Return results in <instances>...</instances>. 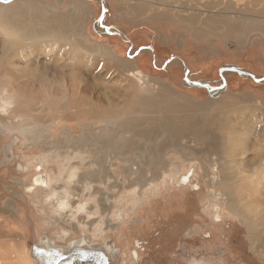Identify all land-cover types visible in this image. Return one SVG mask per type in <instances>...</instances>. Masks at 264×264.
I'll use <instances>...</instances> for the list:
<instances>
[{
  "label": "rangeland",
  "instance_id": "1",
  "mask_svg": "<svg viewBox=\"0 0 264 264\" xmlns=\"http://www.w3.org/2000/svg\"><path fill=\"white\" fill-rule=\"evenodd\" d=\"M124 1L5 2L12 5L18 3L23 10L26 9L25 13L21 12L23 17H17L28 24L37 25L39 21V25L50 26L52 22L51 27L55 28L54 36L56 35L53 39L60 45L56 42L55 46L51 44L54 49L46 43L43 47H32L27 51L28 57L14 58V66L9 70L5 71L3 68L6 67H0V78L3 72H8L7 76L13 88H17L20 95L24 93L22 97H26V101L19 106H23L18 110L19 114L16 113L21 115L18 120L20 127L10 128L13 127L10 124L12 120L7 117L0 121V149L3 144V147L9 146L19 138L17 145L14 144L11 167L0 166L1 249L15 243L30 252L34 241L31 231L33 223L35 239L38 240L47 233L57 245L66 246L83 238L84 234H89V239L101 246L109 241L115 242L122 255L121 260L114 264H191L193 258L202 259L207 264H264L262 197L255 199L258 209L261 210L257 217L251 218L236 208L238 195L243 200L253 197L250 189L239 179L240 185H235V192L230 195L231 206L237 212L222 211V207L215 202L219 210L216 211L220 214L219 219H215L212 210L206 207L212 202L208 196V178L205 177L204 166L198 158H191L192 160L187 162L180 154L169 151L165 157L170 163L175 162L172 163L173 175L167 178L164 175L160 184L142 187L144 192L139 195L140 199L131 200L134 197L129 193L138 189L136 186L134 190L131 189V181L138 176L139 170L143 173V178L144 175L149 178L151 171H154L155 162L153 159L147 160L149 166L146 170H143L142 165H135L139 162H133L128 172L126 168L129 163L121 162V157L114 158L115 153H111L107 158L114 177L107 181L106 188L103 189L105 194L112 193L109 202L113 206L110 215H113L105 214L104 219L100 220L88 210L91 204L92 207L95 206L94 202L98 199L93 197L92 203L87 206L82 197L88 198V191L74 192L77 198H72V202L77 204L75 209L79 211L78 217L90 216V220H96L98 230L100 223L104 229L111 227L103 237L98 238L90 235L81 223L75 229L77 221L71 219L73 214L70 210H67L65 215L68 216L63 218L61 223L58 220L56 225L54 222L47 224L48 219L58 218L55 201L42 195L38 189L31 192L27 189L33 186L36 168L40 167L42 173L51 175L55 180L60 175V160H63L65 167L72 164L86 167L94 158L92 144L85 143L86 137H91L99 143L110 134L116 135L112 132L107 135L109 124V129L117 128L120 145L126 140L125 157L133 160L145 146L152 148L156 143L163 145L167 142L172 149L170 145L175 143L176 139L184 146L211 151L212 157L216 158L217 152L211 148L209 141L201 144L202 142L196 140V135L200 133H204L206 137L213 136L209 139H212L213 143L217 141V146L227 155L229 123L235 120V117L239 118V111L236 116L238 109L242 111V108L245 110L249 107L246 114L251 116L248 126L253 135L250 137L244 166L240 169L246 170L249 175H258L261 195L264 193V0H230V3L229 0H197V3L192 1L190 6L196 5L204 11V16L207 15L200 17L199 21L185 20L183 16H188L191 12L176 15L175 10L170 5H163L162 0H141V3L137 0ZM151 4L155 7H151ZM219 14L222 15L218 17ZM64 22L71 23L77 34L61 35L58 30ZM58 39H62V42ZM65 39H69V42ZM3 42L0 35L1 59L5 58L2 56ZM82 45H85L86 49ZM64 46L70 48L64 49ZM104 46L111 51L110 54L103 50ZM73 48L78 52V57ZM101 51L107 56H102ZM130 62H135L137 67L135 66L133 71L135 75H129V78L127 75L132 67ZM1 64L2 60L0 66ZM125 76L128 78L125 79ZM129 81H133L136 87H132ZM64 84L67 85L66 88H62ZM45 98L53 99V102L58 104H49ZM148 102L156 104L152 106ZM155 105L157 110L153 108ZM51 108L55 109L52 111ZM101 111L105 112V120L107 117L114 118L108 125L97 123L94 121L96 119L92 120L89 127L82 125V122L90 120V117L103 115L98 113ZM26 117L29 118V123L37 124L44 133L38 144H31V140L21 131L35 128L31 124L28 128L23 127L27 122L21 119ZM237 122L243 124L245 120L239 118ZM180 124L182 126H179ZM6 128L14 130V133H8ZM48 130L55 131L56 134L50 136ZM176 134L180 135L181 139ZM71 136L77 137L76 140L80 142L78 145H84V148L74 152L73 149H62L65 144L68 145L67 139ZM147 136H152V143L144 140ZM254 136L261 138L256 140ZM138 137L144 138L140 140ZM52 140L60 142L54 144L56 148L52 147ZM220 140H223L221 145ZM111 151L108 150V153ZM115 152L118 153L117 150ZM60 153L64 155L61 156ZM41 154L49 157V160L43 162ZM146 154L147 151L143 150L139 161ZM30 157L36 158L33 164H30ZM68 157L75 158L68 163ZM53 158L59 160L53 161ZM37 159H41L43 163ZM228 161L229 163L221 165L220 169L221 172L232 175L231 179H227L228 183L232 184L236 181L235 161L231 162L229 158ZM18 164L29 170L21 169L17 173ZM93 169L89 171L92 172ZM186 174L190 176V183L183 185L181 177L183 179ZM65 178L59 181V186L65 185ZM14 180L22 181L23 187L21 185L20 190L23 191L26 204L4 192L3 182L8 184ZM115 182H123L121 188L110 189V185ZM56 185L53 183L50 188L54 189ZM93 185L101 186L97 183ZM76 187L83 189L81 185ZM228 190L231 191L229 187ZM56 200L60 201L58 198ZM85 203L83 213L78 207ZM88 220L87 218L86 221ZM63 232L67 233L64 239L61 238ZM135 252L138 259H135ZM1 256L0 260L8 257L2 254Z\"/></svg>",
  "mask_w": 264,
  "mask_h": 264
},
{
  "label": "bare ground",
  "instance_id": "2",
  "mask_svg": "<svg viewBox=\"0 0 264 264\" xmlns=\"http://www.w3.org/2000/svg\"><path fill=\"white\" fill-rule=\"evenodd\" d=\"M6 1L7 0H0V35L2 36V40L4 41L3 42L2 56H5V58L3 57V59L0 58V62L2 60V63H3V64H1L0 67L1 68L6 67V68H3V69H5V71L7 69L9 70L10 67H12L14 58H18V59L22 58V59H24L27 56V53H28L27 51H29L28 49H30L32 47H35V48L36 47H43L45 45V43L49 44V46H51V48H52V45L55 46L54 44L57 41L56 39H53L54 37H56V35L54 36L55 28L51 27L52 26V22H51L50 26H47L48 24L39 25V23H40L39 21H38L39 23L37 22V25L35 23H33L34 25L31 24V23L28 24L27 22L23 21L20 17H17V16L23 17V13L26 12V9L23 10L22 9L23 7L21 8L20 4H18V3L12 5V4H9L8 2L5 3ZM137 1H140V3H141V0H137ZM162 1H163L162 2L163 5L167 4V7H168V5H170L172 7V9L175 10V14L178 15V16L180 14L184 13V12H191L188 16L181 15L187 21H192V20L199 21L200 17L207 16V15L204 16L203 15L204 11L200 10L196 5H194V6H190L189 5V3L192 2V1H195L197 3V0H185L184 2H182L180 0L179 1L178 0H162ZM213 1H215V0H211V2H213ZM123 2H125V1L123 0ZM83 3L84 2H82V4ZM229 3H230V0H229ZM150 6L151 7H155V5H152V4ZM21 12H23V13L21 14ZM212 15H214V14H212ZM220 15H222V14H219L217 16L220 17ZM48 20H49V18H48ZM71 20H73V18ZM64 23H61L62 26L59 27V30H58L61 33V35L65 34V36H66L67 34H70V33H73V34L76 33V29H75L74 26H72L71 23H65L66 25H64ZM57 24H56V27H57ZM58 38H60V37H58ZM65 38H67V37H65ZM58 40L60 41L62 39H58ZM71 40H72V38H71ZM63 41H64V39H63ZM65 41L69 42V39H65ZM60 42H62V41H60ZM57 44H59V43H57ZM85 45H82V47L85 48L84 47ZM68 46H69V44H68ZM68 46H64V49L65 48L66 49L70 48ZM52 49H54V48H52ZM101 50H102V48H101ZM103 50H105L108 54H110V52H111V51H109V49L106 48V46L103 47ZM73 52H77L76 49L74 50V48H73ZM102 52H103L102 56H107L104 51H101V53ZM75 54L77 56L78 52L75 53ZM70 56H71V54H70ZM110 57H113V56H110ZM179 62H181V60ZM130 66H132V67H130L131 71L129 70L130 72L127 75L129 78H130L129 75H133V74L135 75V72H133V71L135 70V66L137 67V65H136L135 62H130ZM122 67H124V66H122ZM7 73L4 74V72H3V74H2L3 76L0 78V121H3L4 118L7 117L8 119H10V121L12 120V123H10V124L13 127H10V128L14 129L17 126L20 127L19 123H18V120H20L19 117L21 115L19 116L16 113H18V110L23 107V106L22 107H19V106H21L23 104V101H26V100H24L26 97L25 96L22 97V95L24 93L22 95H20V93L16 90L17 88L16 89L13 88V84H12L10 78L7 76ZM127 76H125V79L128 78ZM11 79H14V78H11ZM72 79H74V78H72ZM129 82H130L129 84L132 85V87L133 86L136 87V84L133 81H129ZM66 86L67 85L64 84V86L62 85V88H66ZM74 86H75V84H74ZM46 89H47V87H46ZM143 91H145V90L143 89ZM160 95H163V94H160ZM46 97H48V96H46ZM27 99H28V97H27ZM45 101L48 102V103L51 102L52 104L56 103V101L53 102V99H49V98H45ZM51 103H49V104H51ZM154 103L156 104V102H152V103L150 102L149 105L153 106ZM56 104H58V103H56ZM59 105H61V104H59ZM156 106L157 105H155V107H153V108L156 109L157 108ZM149 108H150V106H149ZM53 109H55V108H53ZM53 109H52V111H53ZM56 110H57V108H56ZM247 110H249V107L246 108L245 110H243V108H242L243 112L240 111L239 109L236 111V113L239 111L238 112L239 113V118H242V119L245 120V122L243 124H240V123L237 122V120L239 119L238 117H235V120H233L232 122L229 123V127L228 128H229L230 132H229L228 129H227V131L230 133V135L228 136L229 143H228V146H227L228 147L227 155L225 153H223L221 148H219L217 146V144H216V143H218L217 141L215 143H213L212 139H209V137H211L209 134H208L209 137H206V135H204V133H202V134L200 133L199 135H196V136H198V137H196V140L199 143L202 142L201 144H203L204 142L209 141L210 144H211V148L214 149L215 152H217L218 156L216 158L212 157V155H211L212 152L211 151H205V149H200L199 150V149L190 148L188 146H184L183 144L179 143V139H176V141L174 140L175 143L170 145V147H172V149L169 148V144H166L167 142L165 144H163V145L156 143L157 145L155 147H152V148L151 147H146L144 145L145 148H142V151L143 150L145 152L147 151V154L142 158L143 160L140 159V161H139V156H140V153L142 151L140 153H137V154L135 153L136 157L133 160L130 157H125L126 144H125L124 141H126V140L123 139L124 141L120 145L119 144V142H120L119 141V135L120 134L117 132V128L109 129V127H110V124H109L108 129H106L107 135L109 134V132L110 133L112 132V134L114 133L116 135L112 136L110 134V136H107L104 141H101L99 143L97 141L93 140L91 137H88V136L86 137V140L84 139L85 143L89 142L90 144H92V152L94 154V158L90 162H88V165L86 167L84 165L80 166L79 164H77V165L72 164L71 166H66L65 167V165L63 163V160L58 161L59 159L53 158L54 159L53 161H58L59 164H60V166H59L60 167V175L58 176V179L54 180L53 178L50 177L51 175L49 176V174L47 175L45 173H42L41 168L39 167V168H36V174H35V176L33 178V186L29 187L27 189L30 190V192H31V190L38 189L42 193V195H44L47 198L53 199L55 201V205L57 207V209H56V214L57 215L56 216H58V218H55L53 220H51L52 218L48 219L47 224L51 225L54 222V224L56 225L58 220H59V223H61L63 218L68 216V215H65V213H67V210L68 211L70 210V212L73 214L71 219H75L77 221V224L76 225L74 224L75 225V227H74L75 229H77L78 228L77 225L81 223V224H83L84 227L87 228L88 232H90V235H93V237H97V238L99 236L103 237V234H105L107 230L111 229V227H109L108 229H104L103 228V224L100 223V228L98 230L96 228L97 227V224L95 223L96 220H90V216H86L85 215V216H82V217H78L79 211L77 209H75L77 207V204L75 202H72V198L73 199L77 198L75 196L74 192H78V191L79 192L80 191H82V192L83 191H88L89 192L88 193L89 194L88 198H87V196L86 197L85 196L82 197L83 201L87 202V206L92 203L93 197L94 198L97 197L98 198L97 202H94L95 206L93 205V207H92V204H91L89 206L88 210L92 211L93 214L96 217H99L100 220H103L104 219V215L105 214L110 215V212L113 210V206L109 202L110 198H112V196H111L112 193H111V195H109L108 193L105 194V192H104L105 190L103 189V187H105V185L107 184V181L114 177V174L110 171V165H109V162H108V158L110 157L109 155H111V153H115L116 156L114 158L118 159V158L121 157V160H120L121 162L129 163L128 168H126L128 172L130 171L131 167L133 166L132 165V164H134L133 162H136V163L139 162L138 164H135V165H137V166L142 165L143 166V170H146L148 168L147 166H149V164H147V160L148 161L150 159L154 160V162H155L154 165H153L154 171H151L152 173H151V176L149 178L146 177L145 175H144V178H143V173L139 170L138 176L136 175L137 176L136 178H134L132 181L130 180L131 183H132L131 184V186H132L131 189L134 190L135 186H136V189L137 188L139 189L138 193H137L138 189L134 190V191L131 190L132 192L129 193V194H131L134 197V198H131V200H132V199H135V198L140 199L139 195L140 194L142 195V192H144L143 191L144 187L147 188V186L149 187V185H153L155 183H159L160 181L163 180V178L165 176H166L165 178H167V177H171L173 175V171H172V163L173 162L170 163V161H168L167 158L165 157L168 154V152L170 151V152H173L174 154H180L181 157L183 159H185L187 162L192 160L193 158H198V159L201 160V162H202V164L204 166L205 177L208 178V180H206V182L208 183V196H209V198H210V200L212 202L211 204L208 203L206 207L208 209L212 210L211 212H212V215H213V217L215 219H219V217H220V214L217 213L219 211L218 207L216 206L217 204L222 207V211L223 210H229V212L230 211L237 212L235 210V208L233 206H231L230 195L235 192L234 186L235 185H238V186L240 185L239 184V179L243 182L242 184L245 185V187L250 189L253 197H250L248 199L245 198L243 200L242 198H240V195H238L237 196L238 204L235 205V207L239 208L245 215H247V216L249 215L251 218L257 217L261 213V210L258 209L255 199H257V198H259L261 196L262 199H263V202H264V193H262V195H261V189H260L261 185H260V181H259V176L255 175L253 173L251 175H249V174H247L246 170L242 171L240 169V167L244 166L243 164L245 163V159H246V156L248 154V146H249V143H250V137L253 135V133L250 132L249 126H248V122L250 121L251 116H250V114H248V115L246 114ZM66 112H67V110H66ZM98 113L99 114L101 113L103 115H95L92 118L90 117L89 118L90 120H88L86 122H82V125L85 126V127H89V125L91 124L92 120H94V119H96L94 121L95 122L97 121V123H105L106 125H108V123L111 122L114 119V118L109 119L107 117L106 118L108 120V122H107V120H105L103 118L105 112L101 111V112H98ZM236 113H234V114H236ZM238 113L236 114V116L238 115ZM25 116H26V114H25ZM21 120L24 121V122H27V123L22 122V123H24L23 127H25V126L27 127L30 124L35 126V128L32 129V130H30V129H22L21 131L23 133H25V135H27V136H25V135L24 136L26 138H28V140H31V144H33V145L40 143V138H41V136L44 135V133L41 132L42 130L39 129L40 127H38L37 124L35 125V124H32V123H29L30 121H29L28 117H26L24 119H21ZM225 124H226V122H225ZM92 126H94V125H92ZM174 126L176 127L175 124H174ZM179 126H182V125L180 124ZM189 126H190V124H189ZM58 127H60V126L58 125ZM165 127H167V126H165ZM162 128H164V127H162ZM225 128H224V131L226 130ZM15 129H17V128H15ZM7 130H8V133L9 132H12V134L14 133L13 132L14 130H11L9 128ZM180 130H182V129H180ZM185 130H187V129H185ZM0 132H1V130H0ZM49 132H50L49 133L50 136H53V135L56 134L55 131L54 132L49 131ZM168 132L170 133V131H168ZM173 134H175V133H173ZM122 135H124V134H122ZM169 135H171V134H169ZM152 136H150V137H152ZM176 136H178V138H180L179 137L180 135L176 134ZM223 136H224V134H223ZM147 137L148 138L141 137V139L144 138V140H148L147 141L148 143H152L153 140L149 136H147ZM156 137H157V135H156ZM172 137L175 138L174 135ZM254 137L256 138V140H259L261 138L259 136H254ZM138 138L140 139V137H138ZM76 139H78V138L74 137V136H71L69 139H67L68 145L65 144L61 148L62 149H66L67 151L73 149L72 152L77 151L79 148L83 149L84 145H78V144H80V142H78ZM128 139H130V137ZM226 139H227V137H226ZM17 140L19 141V138H17L16 140L12 141V143L9 146L6 145L5 147H7L8 149L4 153H7L8 150H10L14 146V144L17 142ZM164 140H163V142H164ZM222 141L223 140H220V142H219L220 145H221ZM155 142H156V140H155ZM51 143H52L51 144L52 147H55L60 142L52 140ZM55 143H56V145H54ZM126 143L129 144L128 142H126ZM110 145H113V147H110ZM168 149H170V150H168ZM108 150H112V151L110 153H108ZM116 150L118 151V153L115 152ZM85 153H88V152H85ZM60 155L62 156L64 154L60 153ZM40 156H41V159L44 160L43 162H47L49 160V157L47 158L43 154H41ZM75 157H73V158H69L68 157L69 158L67 160L68 163L70 161H72V159H74ZM137 158H138V160H137ZM228 158H229V160L231 162L235 161L234 170L236 172V174H235L236 181L233 182L232 184H231V182L228 183V180H227V179H231L232 175L228 174L225 171L221 172V169H220L221 165L226 164L227 162L229 163ZM30 159H32V160H30V164H33L35 162V160H36V158H31V157H30ZM41 159H37V161L41 162ZM79 159H81V157H79ZM110 161H112V159ZM43 162H41V163H43ZM134 167L136 168V166H134ZM93 168H95V169H93ZM89 169H93V171L91 172V171H89ZM24 170H29V168L26 167V169H25V166H24ZM130 175L131 174H129V176ZM186 175L185 176L183 175V179L181 177L183 185H186V184L190 183V176L189 175L186 176ZM64 177H66L65 178L66 179L65 185L64 186H59V181H62ZM209 178H210V180H209ZM14 182H16L15 185L21 183L18 180H14ZM53 183H55L57 185H56L55 188L53 187L54 189H51L50 187L53 185ZM94 183L100 184L101 186L93 185ZM121 184H118L117 182H115L114 184L110 185V189L121 188ZM70 185L71 186L74 185V186L71 187ZM78 185H81V187L83 189L82 190L78 189V187H76ZM228 187L231 190L230 192L228 190ZM149 190H150V188H149ZM59 191H61V192H59ZM117 191H115V192H117ZM151 191H153V190H151ZM128 192H130V191H128ZM14 195H18V196H20V198L26 199L23 196V194L21 193V191H16V193L12 194V197ZM131 195H129V197H131ZM143 195H145V194H143ZM78 196L80 197L81 195H78ZM113 197H114V195H113ZM144 197H143V199H144ZM56 198L60 199V201H57ZM16 199H18V198H16ZM19 201L22 202L23 200H19ZM125 201H126V199H125ZM114 202H116V200ZM215 202L217 204H215ZM119 203H120V201H119ZM79 205H81V204H79ZM125 205H127V204H125ZM129 205H131V204H129ZM85 207H86V203L82 204L81 206H79L78 209L80 211H82L83 213H85ZM114 210H116V208ZM122 210H123V208H122ZM216 210H218V211H216ZM220 211H221V209H220ZM263 212H264V208H263ZM111 215H113V214H111ZM87 218L89 219L88 221H86ZM59 226H60V224H59ZM66 236H67V233L63 232L61 238L64 239ZM82 240H84L86 242L85 244H87L88 247H91V243H95V242H91L87 235L83 236ZM51 244H53L54 246H57V244H55L54 241H52V240H51ZM73 246L74 247H81L80 240H76L74 242L72 241V242L67 244V248H71ZM57 247H60V246H57ZM115 250L117 251V254L119 255V259L121 260V255L122 254H121V252H119V250L116 248V246H115ZM1 254L3 256H8V257H7V259L3 258L2 260H0V264H34L33 261L31 260L33 258L31 257L30 252H28V250H26L25 247L24 248L18 247V245H15V243L12 246L11 245L7 246L6 249H1V245H0V258H2ZM136 254L137 253L135 252L134 255L136 256ZM135 259H138V256ZM191 264H207V263L204 260H202V259L198 260L196 258L194 260L193 259L191 260Z\"/></svg>",
  "mask_w": 264,
  "mask_h": 264
},
{
  "label": "water",
  "instance_id": "3",
  "mask_svg": "<svg viewBox=\"0 0 264 264\" xmlns=\"http://www.w3.org/2000/svg\"><path fill=\"white\" fill-rule=\"evenodd\" d=\"M246 74L250 76L249 73ZM13 197L23 200L22 202L26 204L24 198L18 195ZM31 231L34 241L30 254L37 264H114L119 261V255L115 250L116 244L113 241L102 246L97 242L91 243V247L87 248L74 246L67 248V245H57L60 246L57 247L51 244L48 234H43L38 240L35 239L33 223H31Z\"/></svg>",
  "mask_w": 264,
  "mask_h": 264
},
{
  "label": "flooded vegetation",
  "instance_id": "4",
  "mask_svg": "<svg viewBox=\"0 0 264 264\" xmlns=\"http://www.w3.org/2000/svg\"><path fill=\"white\" fill-rule=\"evenodd\" d=\"M3 145L1 146V149H0V166L3 168H5V167L10 168L11 164L13 163V158H11V157H14L13 151H14L15 146H13L10 150H8L7 153H4L8 148L3 147ZM21 169L24 171V167L22 168L21 164H18V166L16 167V172L18 173L19 171H21ZM18 181H20L21 183L17 184V185H15L16 182H11L8 184L3 182V185L6 188V189L4 188V192L9 193L11 197H12L13 193H16V191H21V193L23 194V191L20 190V186L22 185V187H23V183L21 180H18ZM84 235H86V234H84ZM88 238H91V237H88ZM78 240H80L81 247H83V248L88 247L87 244H85L86 242L84 240H82V238H79ZM89 240L91 241V239H89ZM91 242H96V241H91ZM137 256L138 255L136 254V257Z\"/></svg>",
  "mask_w": 264,
  "mask_h": 264
}]
</instances>
